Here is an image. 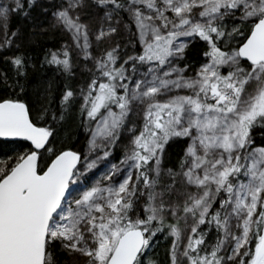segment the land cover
<instances>
[{"label":"snow or ice","instance_id":"1","mask_svg":"<svg viewBox=\"0 0 264 264\" xmlns=\"http://www.w3.org/2000/svg\"><path fill=\"white\" fill-rule=\"evenodd\" d=\"M160 237L264 264V0L0 2V264H165Z\"/></svg>","mask_w":264,"mask_h":264},{"label":"trees","instance_id":"2","mask_svg":"<svg viewBox=\"0 0 264 264\" xmlns=\"http://www.w3.org/2000/svg\"><path fill=\"white\" fill-rule=\"evenodd\" d=\"M33 16L36 17L37 13L33 11ZM11 25L13 28L16 26H21L22 31L24 33H28L32 28V22H29L28 20L19 17L17 15H13L11 19ZM61 35L53 29H49L48 32H46L44 35L39 36L36 38V42L32 45L31 51L33 52H39L42 47H52V46H59V44L62 42ZM194 55V52L189 50V57H192ZM34 77H40L44 80L51 79L52 81V96L58 97L60 90L63 89L65 84H68L73 87V85L76 82L73 78H65L62 75L56 73L54 74L49 69H37L34 71ZM81 139H83V136L81 135ZM178 150V149H177ZM214 237V232L209 233L208 239L212 240ZM168 241L165 240L163 237H160L158 244L155 246V251L158 253V258L161 261H165L166 264V249H167ZM56 255L62 259V255L59 254V250H56Z\"/></svg>","mask_w":264,"mask_h":264},{"label":"rangeland","instance_id":"3","mask_svg":"<svg viewBox=\"0 0 264 264\" xmlns=\"http://www.w3.org/2000/svg\"><path fill=\"white\" fill-rule=\"evenodd\" d=\"M0 2H5V0H0ZM48 3H49V0H38V4H42V5H45V6H46ZM34 12L37 13V16H36L37 19H39L40 21H42L45 25L48 24V22H49V21H48V18L41 14V9H40L39 7H37V8L34 10ZM29 22H31V21H29ZM21 26H22V25H21ZM77 72H79V69H77ZM73 79L76 80V82H77V83H75V84L73 85V87H76L77 84L79 83V76H77V77H75V78H73ZM121 156H122V148L118 146V147L114 150V152H113V156L110 157V159H111L113 162H118ZM104 168H105V165L101 164V165L99 166V171H95V170H94V171H95V176H92L91 174H89V176H90L89 183H92V182H94L97 178H99L100 175H101V173L104 171ZM59 254L62 255V259L59 258L58 256H57V257H58L61 261H63V260L65 259V256H64L63 254H61L60 252H59Z\"/></svg>","mask_w":264,"mask_h":264}]
</instances>
